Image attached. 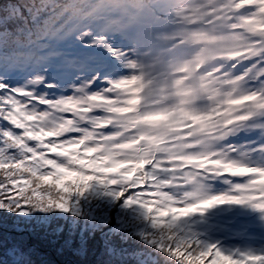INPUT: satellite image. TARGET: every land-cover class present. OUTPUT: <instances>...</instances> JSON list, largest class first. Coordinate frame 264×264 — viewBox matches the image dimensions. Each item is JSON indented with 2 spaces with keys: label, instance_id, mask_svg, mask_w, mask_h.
Wrapping results in <instances>:
<instances>
[{
  "label": "trees",
  "instance_id": "trees-1",
  "mask_svg": "<svg viewBox=\"0 0 264 264\" xmlns=\"http://www.w3.org/2000/svg\"><path fill=\"white\" fill-rule=\"evenodd\" d=\"M167 1L132 0L148 13L154 4L159 8ZM19 3L0 0V84L9 89L0 96L7 98L27 90L37 97L33 103L17 96L32 105L28 110L17 106V112L21 122L28 121L33 134L43 140H31L24 129L0 121V163L28 160L26 167L37 173L33 177L31 172L7 166L0 169V205H4L0 207V251L11 260L22 255L30 264H183L173 254L175 249L184 264L188 253L203 252L214 255L215 264H264V224L260 236H251L250 218H243L237 210L243 201L203 193L204 176L211 173L218 179L224 169L194 158L189 162L183 150L188 144L175 145L178 126L174 120L170 122L172 128L150 129L136 123L144 116L111 111L114 102L107 90L81 92L74 85L78 69L92 72L100 65L96 64L100 61L97 51L105 46L95 45L92 35L81 40L84 33L98 26L97 22L75 29L70 15L64 12L71 0H50L38 11L23 14ZM40 3L36 0L37 5ZM49 28L66 32L57 47L75 56L81 67L66 72L56 56L39 61L23 59L30 53L47 51L36 44H48ZM5 55L21 59L5 67ZM56 84L65 86L66 91L49 87ZM91 95L102 97L97 101L99 106ZM39 99L55 104H40ZM108 121L114 127L107 131L109 126L101 125ZM205 126L198 131L202 133ZM64 128L70 131L61 136L46 135ZM9 131L15 136L25 134L37 157H32L27 147L10 145ZM209 137L207 133L206 139ZM137 141L136 151L122 147ZM212 151L210 144L204 149L206 156ZM142 163L144 168H138ZM8 171L20 172V178L10 181L5 174ZM40 176L53 180L44 182ZM25 179L32 180L23 191L29 198L12 199L13 193L21 196ZM12 183L19 186L11 187ZM211 200L220 202L182 215Z\"/></svg>",
  "mask_w": 264,
  "mask_h": 264
},
{
  "label": "snow or ice",
  "instance_id": "snow-or-ice-1",
  "mask_svg": "<svg viewBox=\"0 0 264 264\" xmlns=\"http://www.w3.org/2000/svg\"><path fill=\"white\" fill-rule=\"evenodd\" d=\"M50 2V0H41V3L39 5L36 4V0H20V3L18 7L21 9V12L23 14L24 11L27 12H36L39 9H41L45 3ZM165 5L161 4L159 8L162 10ZM64 12H67L70 15L71 20L74 22L73 27L75 29H78L81 25L85 23H96V22H102L99 25V31L103 35L104 33L107 34H116L124 31L125 23L131 20H141L143 18H147L144 11V6L141 4H137L132 2V0H122V2L119 3H104L103 0H71V3L64 9ZM63 15V12L61 13ZM47 37H48V44L47 45H39L36 44L37 48L46 47L47 51L43 54L40 53H30L27 56H24L23 59L26 61L31 60H47L49 57L56 56L60 57L61 59V67L64 71H71L78 69L82 66L81 61H79L75 56L66 53L59 49L57 47V44L60 40L64 38L66 35V32L58 31L55 28H49L47 30ZM92 34L90 32L84 33L81 36V40H83L87 36H91ZM197 39H206L207 37L203 34H197ZM95 45H103L107 46L109 48V51L113 52L116 55L117 59H123L124 54L121 52H118L115 49H112L109 46V41L107 38H101L96 39L94 41ZM21 57L19 56H7L5 55L3 57V64L5 67L10 66L13 63L19 62ZM133 67L136 65L133 64ZM184 71H188V67L186 66ZM184 84V81H177L176 87L179 89ZM133 86L135 88L133 89ZM147 85L144 82V79L142 76H136L128 80H123L115 83L113 87L107 89V92H117L118 94H126L127 96L131 97L128 98L125 102L127 104V107H121V108H113L110 109L111 111L118 112L120 114H127V113H137L140 110V99L137 97L140 93H142ZM49 87H55V85H49ZM9 89H7L3 84H0V93H7ZM79 91L83 92L84 89L81 88ZM193 94L192 90L184 91L178 93V95L181 96H190ZM17 96L27 98L33 101L35 103L37 101V97H35L31 92L27 90H19L16 94L8 96L5 98L4 96H0V121H8L12 125L15 126L16 129H24L27 137L31 140L35 141H42L43 137L39 135H35L34 129H32V126H29L28 121H22V118L19 117V113L17 112V106L23 107L25 110H28L32 107L31 104L26 102V99H18ZM91 100L94 103H97V101H102V97L99 95H91ZM256 100L257 107L264 108V97H261L260 95L257 97L254 95L252 98ZM40 104H47L49 105L52 103L53 105L55 102L48 101L46 99H39L38 101ZM185 103L188 101L185 100ZM239 105V103H236ZM97 106L98 103H97ZM92 108H89L88 111H92ZM177 115L176 112H171L167 110H157L154 114H148L144 116L142 119H139L136 121V123H142L149 127L150 129H160L164 127H169L171 118L175 117ZM184 118L192 119L195 121L197 125L203 124L205 121L211 119L210 117L205 116H193L191 113L181 111L179 113ZM45 118H47V113H45ZM242 119H245L242 117ZM34 120H40V117H35ZM112 122L108 121L105 124H102L101 127L106 128L108 127ZM70 129L64 128L60 131H52L47 132V136H61L64 135L66 132H69ZM7 142L12 145L13 147H17L20 149H24L25 147L28 148V152L32 153V157L34 155L37 157L38 153L35 152V150L28 146L27 140L25 138V134L23 136H15L12 132H7ZM21 137H24V139H21ZM137 145H139V141L134 143L125 144L122 147L125 150L133 149L138 150ZM99 150V149H98ZM64 155H67L68 153H63ZM28 160L22 161V162H8V163H0V169H4L6 166L8 169H16V170H22L23 172H31L33 177H37V173L34 171L31 167H26ZM189 162H192L190 159ZM150 163V161H149ZM144 164L137 165L138 168H144ZM120 167H126V165H121ZM229 169L231 170L234 167H237V163L233 162L232 164L228 165ZM244 169H240V171H243ZM10 181L13 180V177H17V179L20 178V172H12L8 171L5 173ZM44 182L52 181L53 179L49 177L48 179H44L42 176L39 177ZM25 188L22 190L21 196L17 198V196L13 193L12 199H19V200H25L28 199V196L23 195V191H27V186L32 184V180L25 179ZM19 186L18 184L13 185L11 184V187ZM43 186V185H42ZM220 200H211L209 203H205L200 205L197 208H189L187 212L183 213L182 215H192L195 212H198L201 210V208H211L215 204L219 203ZM4 205H0V207H3ZM23 206V205H21ZM256 206V205H255ZM260 211H264V205L256 206ZM169 252H172V249H168ZM177 258L181 259L184 264L183 258L178 254L177 250L175 249L173 253ZM188 260L187 264H201V261H203V264H215V257L214 255L203 252L199 255L195 253H188ZM8 262V264H30V261L27 260L24 256H18L15 260H11L8 256L4 254L3 251H0V264H5V262Z\"/></svg>",
  "mask_w": 264,
  "mask_h": 264
},
{
  "label": "clouds",
  "instance_id": "clouds-1",
  "mask_svg": "<svg viewBox=\"0 0 264 264\" xmlns=\"http://www.w3.org/2000/svg\"><path fill=\"white\" fill-rule=\"evenodd\" d=\"M223 2V0H221ZM225 7H229L226 3ZM212 8L216 9L215 15H208L207 9L204 13V18L211 24V28L207 30L200 24L201 27L198 31H208L213 35L220 37H229L230 30L236 25L231 21V18L227 13L219 11L220 3L212 4ZM135 24L125 25V30H130ZM262 40L260 50L258 53H253L252 57H245L243 55V48L249 47L254 39L253 36H249L244 32L237 34L235 37L226 39L223 43L217 45L214 52L199 60L193 65V77L188 83L194 88L200 89L201 85H206L208 91H199L196 99L209 100L212 99L213 104H223L225 101H231L233 103H242L241 98L252 99L255 94H250V90L247 85L251 81L259 80L264 77V33L258 34ZM233 40H239L240 46L233 43ZM202 49L195 55L193 60L189 64L193 63L197 57L201 56ZM259 57L260 62L254 64L251 68H248L242 75H236V65L252 58ZM130 62L135 63L131 57L127 58ZM235 61L236 63H231ZM231 65V66H229ZM157 71L162 69L157 68ZM261 97H264V80L261 81ZM253 111L252 105H245L243 109L238 113L240 117H244L248 112ZM264 114V111H261ZM230 117H221L217 122L219 127L218 131L223 139L232 135L237 131L239 125L234 128L225 130L224 125Z\"/></svg>",
  "mask_w": 264,
  "mask_h": 264
},
{
  "label": "rangeland",
  "instance_id": "rangeland-1",
  "mask_svg": "<svg viewBox=\"0 0 264 264\" xmlns=\"http://www.w3.org/2000/svg\"><path fill=\"white\" fill-rule=\"evenodd\" d=\"M183 2H185L184 0H183ZM172 10V12H175V8H172L171 9ZM172 17H175V15H172ZM158 24H160V22L158 23ZM167 25H169V23H167ZM182 25H186V24H182ZM197 31V29H193L192 30V34H195V32ZM178 32H182L181 30H178ZM173 32L172 31H168V33L166 34V36H168V37H173ZM197 34V33H196ZM154 36V33L152 32V31H149V38H151V37H153ZM118 41H120L121 43H123L122 41H121V39H118ZM215 39H209L208 40V43H209V51H210V53L212 54L213 52H214V50H215V47H214V45H215ZM144 43H145V45L144 46H148V45H150V46H152L153 48H156V47H158V46H160L161 45V42H157V41H153V42H149V41H147V39H145L144 40ZM122 46H123V48H124V50H126V52H128L129 53V57H131V58H133V53L131 52V50L129 49V48H127L128 46H126V44H122ZM176 48L175 49H172V51H171V53H174V54H176L175 52H176ZM191 51V50H190ZM189 52V51H188ZM188 52H184L183 54H185V55H187L188 56ZM123 54H126V53H123ZM127 55V54H126ZM190 55L191 56H194L195 55V53H194V51H191L190 52ZM177 58L175 57V60H176ZM188 61L190 62L191 61V59H188ZM122 59H117V65H119V67H121L122 66ZM189 62H187V63H185L184 64V66H182L181 67V69H184V67H186V66H189V70L188 71H183V72H180L178 75L177 74H174V71H169V78H173L172 77V75L173 76H176V77H178L177 78V81H179V80H181L182 78H185L184 80H186V77L188 76V75H190L191 73H193V65L195 64L194 62L193 63H191V64H189ZM128 69H127V71L125 70V73L124 74H122L121 76H122V78H132L133 76H134V74H135V71L134 70H132V68L130 67V65H129V63H128ZM156 67H152L151 66V71H154V70H156L155 69ZM164 72L166 71V70H163ZM157 72H155V74H156ZM155 74H152V76H151V82H153V85L154 86H158L159 85V83H160V79H159V76L157 75H155ZM154 75V76H153ZM118 77H120V76H118ZM147 76H145V78H146ZM122 78L121 79H119V81H122ZM119 81H113V85L115 84V83H117V82H119ZM183 81V80H182ZM186 82V81H185ZM177 83V82H176ZM203 87H205V86H203ZM248 89L250 90V91H252V88L250 87V85L248 86ZM253 90H256L255 88H253ZM117 94V92H113V95H116ZM123 95H125V94H123ZM178 97V96H177ZM116 101H117V98H116ZM175 101V100H174ZM174 101L172 102L171 100L169 101V104H170V107H172V106H174ZM177 101H179V99H177ZM176 101V102H177ZM118 102V101H117ZM175 102V103H176ZM129 137V136H128ZM127 138V137H126ZM239 151H241V150H237V152H239ZM259 153V152H258ZM259 154H261V153H259ZM254 158V157H253ZM252 167H253V169H257V170H262V169H264V153L263 154H261V155H259V156H257L256 158H254V160H253V164H252ZM262 197L264 198V195H262ZM132 219H136V218H132ZM123 226H121V227H119V229L120 228H122ZM116 231V230H115Z\"/></svg>",
  "mask_w": 264,
  "mask_h": 264
}]
</instances>
